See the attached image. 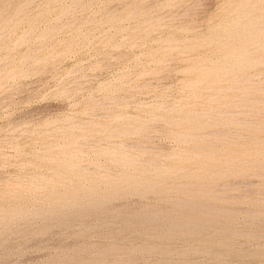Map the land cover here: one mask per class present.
<instances>
[{
	"label": "rangeland",
	"instance_id": "1",
	"mask_svg": "<svg viewBox=\"0 0 264 264\" xmlns=\"http://www.w3.org/2000/svg\"><path fill=\"white\" fill-rule=\"evenodd\" d=\"M22 1L0 0V264H264V1Z\"/></svg>",
	"mask_w": 264,
	"mask_h": 264
},
{
	"label": "bare ground",
	"instance_id": "2",
	"mask_svg": "<svg viewBox=\"0 0 264 264\" xmlns=\"http://www.w3.org/2000/svg\"><path fill=\"white\" fill-rule=\"evenodd\" d=\"M24 1H25V0H24ZM24 1H22V2L24 3ZM29 1H30V0H29ZM90 1H91V0H90ZM90 1H89V2H90ZM255 1H257V0H255ZM255 1H253L254 4H255ZM263 1H264V0H261L260 2H263ZM246 2H247V1L244 2L245 5H246ZM253 2H252V3H253ZM20 3H21V2H20ZM44 3H46V2L44 1ZM48 3H49V2H48ZM250 3H251V2H250ZM252 3H251V5H252ZM29 4H30V3H29ZM57 4H58V2H57ZM262 4H263V3H261L260 6H262ZM16 5H17V4H16ZM19 5H20V4H19ZM27 5H28V4H27ZM41 5H42V4H41ZM240 5H241V4H240ZM23 6H24V5H23ZM25 6H26V3H25ZM46 6H47V5H46ZM251 7H252V6H251ZM251 7H250V8H251ZM44 8H45V7H44ZM55 8H56V7H55ZM242 8H243V2H242ZM259 8H260V7H257V10H258ZM261 8L264 9V7H261ZM24 9H25V8H24ZM45 9H46V8H45ZM240 9H241V8H240ZM251 9H252L251 12H253V11L255 10V9H254V6H253V8H251ZM15 10H17V9H15ZM41 10H42V9H41ZM24 11H25V10H24ZM43 11H44V10H43ZM48 11H49V10H48ZM136 11H137V10H136ZM255 11H256V10H255ZM258 11H260V10H258ZM3 12H4V11H3ZM17 12H18V11H17ZM26 12H27V11H26ZM60 12H61V11H60ZM65 12H66V11H65ZM131 12H132V11H131ZM246 12H247V10L245 11V14H247V13L250 12V11H248L247 13H246ZM251 12L248 13V14H251ZM0 13H1V12H0ZM18 13H19V12H18ZM61 13H62V12H61ZM61 13H60V14H61ZM63 13H64V12H63ZM129 13H130V12H129ZM129 13H128V14H129ZM259 13H260V12H259ZM261 13H262V14H261ZM261 13H260V16H259L260 18H261V16H264V11L261 12ZM25 14H26V13H25ZM236 14H237V13H236ZM245 14H244V15H245ZM248 14H247V15H248ZM253 14H254V12H253ZM13 15H16V14H13ZM241 15H242V14H241ZM257 15H259V14H257ZM11 16H12V15H11ZM236 16H237V15H236ZM248 16H249V15H248ZM248 16H246V17L248 18ZM24 17H25V16H24ZM59 17H60V16H59ZM126 17H128V16H126ZM244 17H245V16H244ZM244 17H242V18L244 19ZM246 17H245V18H246ZM251 17H253V16H251ZM254 17H255V15H254ZM254 17H253V18H254ZM259 17H257V18L259 19ZM9 18H10V17H9ZM236 18H237V17H235V19H236ZM247 18H246V19H247ZM253 18H252V19H253ZM257 18L255 17L256 20H257ZM263 18H264V17H263ZM18 19H21V18L19 17ZM27 19H28V18H27ZM148 19H149V17H148ZM237 19H238V18H237ZM239 19H241V18H239ZM8 20H9V19H8ZM11 20H12V19H11ZM248 20H249V22H252V21H253L252 24L249 23V22H245L246 24L248 23L249 26L251 25V28H252V27H253L252 25H253V23L255 22V20H252V21H251V19H249V18H248ZM248 20H247V21H248ZM0 21H1V20H0ZM241 21H242V20H241ZM29 22H30V21H29ZM237 22L241 23V22L238 21V20H237ZM15 23H16V21H15ZM17 23H19V22H17ZM234 23H236V21H235ZM234 23H233V24H234ZM7 24H8V23H7ZM229 24H230V22L228 23V25H229ZM233 24H232V25H233ZM256 24H257V23H256ZM256 24H254V26H255ZM14 25H15V24H14ZM155 25H156V24H155ZM217 26H218V25H217ZM223 26H224V25H223ZM236 26H237V25H236ZM240 26H241V25H240ZM243 26L245 27L246 25L243 24ZM4 27H6V25H5ZM224 27H225V26H224ZM226 27H227V26H226ZM257 27H258V26H257ZM257 27H256V28H257ZM1 28H2V27H1ZM12 28H13V27H12ZM249 28H250V27H249ZM249 28H248V26L246 27V29H249ZM253 28H254V27H253ZM258 28H259V30H260V26H259ZM258 28H257V29H258ZM22 29H23V28H22ZM48 29H50V28H48ZM254 29H255V28H254ZM254 29H250L251 32L254 31ZM261 29L263 30V28H261ZM238 30H239V29H238ZM226 31H227V30H226ZM234 31H236V30L234 29ZM239 31H240V30H239ZM246 31H247V30H246ZM246 31H245V32H246ZM256 31H258V30H256ZM5 32H6V31H5ZM249 32H250V31H248L247 33H249ZM251 32H250V33H251ZM13 33H15V32L13 31ZM16 33H17V32H16ZM16 33H15V34H16ZM28 33H29V32H28ZM49 33H50V32H49ZM51 33H52V31H51ZM226 33H227V32H226ZM254 33H255V31H254ZM256 33H259V32H256ZM261 33H262V32H261ZM1 34H2V32H1ZM44 34H45V33H44ZM238 34H239V33H238ZM252 34H253V33H252ZM252 34H251V35H252ZM21 35H23V33H21ZM24 35H25V33H24ZM46 35H47V34H46ZM227 35H228V34H227ZM248 35H249V34H248ZM261 35H262V34H260V36H261ZM14 36H15V35H14ZM25 36H26V35H25ZM42 36H43V35H42ZM44 36H45V35H44ZM47 36H48V35H47ZM124 36H125V35H124ZM235 36H236V35H235ZM255 36H256V35H255ZM20 37H21V36H20ZM241 37H242V35H241ZM253 37H254V35H253ZM2 38H3V37H2ZM2 38H1V39H2ZM17 38H18V37H17ZM22 38H23V37H22ZM25 38H27V36H26ZM49 38H51V37H49ZM245 39H246V38H245ZM245 39H244V40H245ZM247 39H249V37H248ZM247 39H246V40H247ZM250 39H251V37H250ZM19 40H20V39H19ZM24 40H25V42H27L26 39H24ZM80 40H81V39H80ZM172 40H173V39H172ZM251 40H252V39H251ZM15 41H16V38H15ZM17 41H18V39H17ZM17 41H16V42H17ZM78 41H79V40H78ZM168 41H169V40H168ZM242 41H243V40H242ZM261 41H262V40H261ZM25 42L22 41V43H25ZM246 42H247V41H246ZM256 42H258V41H256ZM256 42H255V44H256ZM259 42H260V40H259ZM263 42H264V41H263ZM14 43H15V42H14ZM5 44H6V43H5ZM6 45H7V44H6ZM69 45H70V43H69ZM249 45H250V44H249ZM256 45H257V44H256ZM256 45H255V46H256ZM1 46H3V44H2ZM167 46H168V45H167ZM170 46H171V45H170ZM177 46H178V44L176 45V47H177ZM258 46H259V45H258ZM69 47H71V46H69ZM171 47H172V46H171ZM178 47H179V46H178ZM262 48H264V47H262ZM66 50H69V49H66ZM241 50H242V49H241ZM243 50H245V49H243ZM249 50H250V49H249ZM55 51H56V50H55ZM57 51H58V50H57ZM60 51H61V50H60ZM60 51H58V52H60ZM179 51H180V50H179ZM47 52H48V51H47ZM228 52H230V51H228ZM241 52H242V51H241ZM260 52H262V51H260ZM260 52H259V53H260ZM263 52H264V51H263ZM51 53H52V52H51ZM232 53H233V52H232ZM235 53H237V52H235ZM243 53H244V51H243ZM59 54H61V53H59ZM59 54H58V55H59ZM229 54H230V53H229ZM229 54H228V55H229ZM261 54H262V53H261ZM231 55H232V54H231ZM236 55H237V54H236ZM241 55H242V54H241ZM241 55H240V56H241ZM263 55H264V54H263ZM24 56H25V55H24ZM41 56H42V55H41ZM232 56H234V54H233ZM250 56H251V55H250ZM252 56H253V55H252ZM256 56H257V55H256ZM260 56H261V55H260ZM9 57H10V56H9ZM11 57H12V56H11ZM258 57H259V55H258ZM7 58H8V57H7ZM252 58H253V57H252ZM256 58H257V57H256ZM256 58H255V59H256ZM263 58H264V57H263ZM41 59H42V58H41ZM218 59H219V58H218ZM225 59H226V58H225ZM234 59H235V58H234ZM234 59H233V60H234ZM243 59H244V58H243ZM10 60H11V59H10ZM157 60H158V59H157ZM252 60H253V59H252ZM263 60H264V59H263ZM263 60H262V63H263ZM254 62H256V61H253V63H254ZM260 62H261V61H260ZM241 63H242V62H241ZM258 63H259V62H258ZM200 64H201V63H200ZM233 64H234V63H233ZM236 64H237V63H236ZM230 65H231V64H230ZM202 66H203V65H202ZM251 66H253V65H251ZM242 67H243V66H242ZM256 67H257V66H256ZM260 67H261V66H260ZM260 67H259V68H260ZM231 68H232V67H231ZM194 69H195V68H194ZM250 69H251V68H250ZM10 70H11V69H10ZM245 70H248V69L246 68ZM253 70H254V69H253ZM230 71H231V70H230ZM259 71H260V70H259ZM231 72H232V71H231ZM243 72H245V71H243ZM253 72H254V71H253ZM255 72H256V71H255ZM235 73H237V72H235ZM239 73H240V72H239ZM258 73H263V72H258ZM11 74H13V72H12ZM11 74H10V75H11ZM219 75H220V74H219ZM233 75H234V73H233ZM250 75H252V74L250 73ZM235 76H237V75H235ZM247 76H248V75H247ZM247 76H246V77H247ZM261 76H262V75H261ZM246 77H245V78H246ZM259 77H260V76H259ZM262 77H263V76H262ZM7 78H8V76H7ZM227 78H228V77H227ZM229 78H230V77H229ZM257 78H258V76H257ZM261 79H262V78H261ZM156 80H157V79H156ZM220 80H222V79H218V81H220ZM225 80H226V79H225ZM241 80H242V79H241ZM248 80L251 81V79H249V78H248ZM259 80H260V79H259ZM210 81H211V80H210ZM234 81H235V80H234ZM263 81H264V78H263ZM228 82H229V81H228ZM252 83H253V82H252ZM256 83H257V82H256ZM259 83H260V82H259ZM259 83H257V84H259ZM261 83H263V82H261ZM226 84H227V83H226ZM253 84H255V83H253ZM257 84H256V85H257ZM207 85H208V83H207ZM227 85H228V84H227ZM261 85H262V84H261ZM108 86H109V85H108ZM189 86H190V85H189ZM223 86H224V85H223ZM223 86L221 85V87H223ZM225 86H226V85H225ZM235 86H236V85H235ZM252 86H253V88H256V86H254V85H252ZM185 87H186V86H185ZM207 87H208V86H207ZM219 87H220V86H219ZM226 87H227V86H226ZM231 87H232V86H231ZM233 87H234V86H233ZM239 87H240V86H239ZM245 87H246V86H245ZM258 87H259V86H258ZM261 87H262V86H261ZM208 88H209V87H208ZM228 88H229V87H228ZM249 88H250V87H249ZM109 89H110V88H109ZM182 89H183V88H182ZM242 89H243V88H242ZM258 89H259V88H258ZM260 89H261V88H260ZM260 89H259V90H260ZM218 90H219V89H218ZM243 90H244V89H243ZM246 90H247V89H246ZM111 91H112V90H111ZM251 91H253V90H251ZM63 92H64V91H63ZM186 92H187V91H186ZM192 92H193V91H192ZM209 92H210V91H208V93H209ZM215 92H216V91H215ZM215 92H213V93H215ZM60 93H61V92H60ZM204 93H205V92H204ZM161 94H162V93H161ZM201 94H202V93H201ZM219 94H220V93H219ZM237 94H239V92H238ZM237 94H235V95H237ZM252 94H254V93H252ZM129 95H130V94H129ZM190 95H191V94H190ZM210 95H211V94H210ZM213 95H214V94H213ZM221 95H225V94L222 93ZM243 95L246 96V94H243ZM195 96H196V95H195ZM238 96L241 97L240 94H239ZM238 96H237V97H238ZM262 96H263V95H262ZM198 97H199V96H198ZM225 97H226V96H225ZM246 97H247V96H246ZM251 97H253V96H251ZM196 98H197V97H196ZM208 98H209V97H208ZM216 98H218V97H215V99H216ZM241 98H242V97H241ZM220 99H221V98H220ZM236 99H238V98H236ZM252 99L256 100L255 98H252ZM156 100H157V99H155L154 101H156ZM192 100H194V99H192ZM212 100H214V99H212ZM216 100H217V99H216ZM226 100H227V99H226ZM231 100H235V99H231ZM239 100H242V99H239ZM187 101H189V100H187ZM196 101H198V100H196ZM259 101L262 102L263 99H262V100L255 101V102H259ZM127 102H128V101H127ZM130 102H131V101H130ZM160 102H161V101H160ZM164 102H165V101H164ZM185 102H186V101H185ZM200 102H201V101H200ZM222 102H223V101H222ZM226 102H228V100H227ZM230 102H231V101H230ZM245 102L247 103V100H245ZM162 103H163V102H162ZM175 103H176V102H175ZM183 103H184V102H183ZM192 103H193V102H192ZM196 103H197V102H196ZM198 103H199V102H198ZM251 103H252V102H251ZM149 104H150V103H149ZM169 104L171 105V103H169ZM181 104H182V103H181ZM181 104H180V105H181ZM193 104H195V103H193ZM208 104H210V103H208ZM235 104H236V103H235ZM239 104H240V103H239ZM255 104H256V103H255ZM127 105H128V104H127ZM159 105H160V104H159ZM159 105H158V106H159ZM170 105H169V106H170ZM178 105H179V104H178ZM203 105H204V104H203ZM249 105H250V104H249ZM123 106H124V105H123ZM162 106H166V105H162ZM214 106H215V105H214ZM252 106H253V105H252ZM254 106H255V105H254ZM254 106H253V107H254ZM257 106H259V105L256 104V107H257ZM261 106H263V105H261ZM92 107H94V106H92ZM156 107H157V106H156ZM179 107H180V106H179ZM204 107H205V105H204ZM210 107H211V105H210ZM210 107H209V108H210ZM217 107H218V106H217ZM219 107H220V106H219ZM250 107H251V106H250ZM157 108H158V107H157ZM180 108H181V107H180ZM180 108H178V109H180ZM188 108H189V107H188ZM211 108H212V107H211ZM211 108H210V109H211ZM254 108H255V107H254ZM124 109H125V108H124ZM194 109H195V108H194ZM196 109H197V108H196ZM196 109H195V110H196ZM201 109H202V108H201ZM201 109H199V110H201ZM204 109H206V108H204ZM226 109H227V108H226ZM226 109H224V110H226ZM228 109H229V108H228ZM232 109H235V108H232ZM245 109H246V108H245ZM260 109H261V108H260ZM91 110H92V109H91ZM94 110H95V109H94ZM117 110H118V109H117ZM169 110H170V109H169ZM169 110H168V111H169ZM192 110H193V109H192ZM218 110H219V109L217 108V111H218ZM248 110H249V109H248ZM261 110H262V109H261ZM263 110H264V108H263ZM85 111H86V110H85ZM115 111H116V110H115ZM119 111H120V110H119ZM212 111H213V110H212ZM214 111H215V110H214ZM217 111H216V112H217ZM240 111H241V109H240ZM243 111H244V110H243ZM246 111H247V110H245L244 112H246ZM249 111H251V110H249ZM88 112H89V111H88ZM91 112H92V111H91ZM93 112H94V111H93ZM126 112H127V111H126ZM126 112H125V113H126ZM150 112H151V111H150ZM165 112H166V111H165ZM224 112H225V111H224ZM226 112H227V111H226ZM237 112H238V111H237ZM259 112H260V111H259ZM82 113H83V112H82ZM122 113H123V112H122ZM194 113H195V112H194ZM199 113H200V112H199ZM205 113H206V112H205ZM208 113H209V112H208ZM218 113H219V112H218ZM239 113H240V112H239ZM253 113H254V112H253ZM155 114H156V113H155ZM195 114H196V113H195ZM202 114H204V113L202 112ZM209 114H210V113H209ZM241 114H242V113H241ZM244 114H245V113H244ZM119 115H120V114H119ZM164 115H165V114H164ZM180 115H181V114H180ZM200 115H201V114H200ZM200 115H199V116H200ZM213 115H215V114H213ZM216 115H217V114H216ZM228 115H229V114H228ZM252 115H253V114H252ZM252 115H251V116H252ZM120 116H121V115H120ZM135 116H137V115H135ZM147 116H148V115H147ZM161 116H162V115H161ZM161 116H160V117H161ZM194 116H195V115H194ZM207 116H208V115H207ZM230 116H232V114H230ZM237 116H238V115H237ZM237 116H236V117H237ZM243 116L246 117V114L243 115ZM66 117H67V116H66ZM74 117H75V116H74ZM221 117H222V116H221ZM234 117H235V116H234ZM247 117H248V116H247ZM263 117H264V116H263ZM187 118H188V117H187ZM210 118H211V117H210ZM227 118H228V117H227ZM230 118H231V117H230ZM230 118H229V119H230ZM232 118H233V116H232ZM63 119H64V118H63ZM63 119H62V120H63ZM113 119H114V118H113ZM169 119H171V118H169ZM173 119H174V118H173ZM237 119H238V118H237ZM244 119H245V118H244ZM260 119H262V118H260ZM59 120H60V119H59ZM70 120H71V119H70ZM79 120H80V119H79ZM82 120H83V119H82ZM84 120H85V119H84ZM134 120H136V119H134ZM164 120H165V119H164ZM195 120H197V119H195ZM215 120H216V118H215ZM245 120H246V119H245ZM252 120H253V119H252ZM256 120H257V119H256ZM262 120H263V119H262ZM54 121H55V120H54ZM57 121H58V120H57ZM65 121H66V120H65ZM193 121H194V120H193ZM211 121L213 122V120H211ZM55 122H56V121H55ZM76 122H77V121H76ZM79 122H80V121H79ZM86 122H87V121H86ZM127 122H128V121H127ZM191 122H192V121H191ZM225 122H227V120H226ZM235 122H237V121H235ZM258 122H259V121H258ZM46 123H48V122H46ZM195 123H197V122H195ZM214 123H215V122H214ZM231 123H232V122H231ZM241 123H243V122L241 121ZM248 123H249V122H248ZM248 123L246 122V124H248ZM250 123H251V122H250ZM48 124H49V123H48ZM63 124H64V123H63ZM218 124H219V123H218ZM222 124H224V123H222ZM243 124H245V123H243ZM254 124H256V123H254ZM257 124H258V123H257ZM261 124H262V122H261ZM46 125H47V124H46ZM64 125H65V124H64ZM78 125H79V124H78ZM259 125H260V124H259ZM44 126H45V124H44ZM52 126H53V125H52ZM54 126H55V125H54ZM69 126L71 127L70 124H69ZM75 126H76V125H75ZM79 126H80V125H79ZM113 126H114V125H113ZM135 126H136V125H135ZM260 126H261V125H260ZM262 126H263V125H262ZM72 127H73V125H72ZM227 127H228V126H227ZM243 127H244V126H243ZM245 127H246V126H245ZM256 127H257V126H256ZM61 128H62V127H61ZM250 128H251V126H250ZM50 129H51V128H50ZM50 129H48V130H50ZM54 129H55V128H54ZM103 129H106V128H103ZM131 129H132V128H131ZM138 129H139V128H138ZM36 130H37V129H36ZM52 130H53V129H52ZM224 130H225V129H224ZM224 130H223V131H224ZM229 130H230V129H229ZM245 130H247V128H246ZM251 130H252V129H251ZM254 130H255V129H254ZM262 130H263V129H262ZM262 130H261V131H262ZM31 131H32V130H31ZM33 131H34V129H33ZM56 131H57V130H56ZM60 131H61V130H60ZM98 131H99V130H98ZM132 131H133V129H132ZM132 131H129V132H132ZM219 131H220V130H219ZM225 131H226V130H225ZM247 131H248V130H247ZM249 131H250V130H249ZM249 131H248V132H249ZM263 131H264V130H263ZM263 131H262V132H263ZM133 132H134V131H133ZM138 132H140V131H138ZM208 132H209V131H208ZM212 132H214V131H212ZM217 132H218V131H217ZM227 132H228V131H227ZM229 132H230V131H229ZM115 133H116V132H115ZM135 133H137V131H135ZM190 133H191V132H190ZM190 133H189V134H190ZM196 133H197V132H196ZM204 133H205V132H204ZM223 133H224V132H223ZM243 133H244V132H243ZM249 133H250V132H249ZM249 133H248V134H249ZM182 134H184V133H182ZM186 134H187V133H186ZM217 134H218V133H217ZM217 134H215V135H217ZM220 134H221V133H220ZM225 134H227V133H225ZM225 134H223V136H224ZM231 134H234V133H231ZM239 134H240V133H239ZM212 135H213V134H212ZM236 135H237V133H236ZM251 135H252V134H251ZM253 135H254V133H253ZM253 135H252V136H253ZM56 136H57V135H56ZM81 136H82V135H81ZM110 136H111V135H110ZM14 137H15V136H14ZM196 137H197V136H196ZM198 137H199V135H198ZM203 137H204V140H205V136H203ZM227 137H228V136H227ZM232 137H233V136H232ZM247 137H248V135H247ZM254 137H255V135H254ZM256 137H257V136H256ZM98 138H99V137H98ZM207 138H208V137H207ZM234 138H236V137H234ZM234 138H233V139H234ZM240 138H242V137H240ZM243 138H245V136H244ZM251 138H253V137H251ZM75 139H76V138H75ZM78 139H79V138H78ZM191 139H192V138H191ZM209 139H210V137H209ZM255 139H256V138H255ZM99 140H100V139H99ZM101 140H102V139H101ZM106 140H107V139H106ZM206 140H207V139H206ZM210 140H211V139H210ZM225 140H226V139H225ZM76 141H77V140H76ZM187 141H188V140H187ZM213 141H215V140H213ZM229 141H230V140H229ZM58 142H59V141H58ZM95 142H96V141H95ZM108 142H109V141H108ZM121 142H122V141H121ZM121 142H120V143H121ZM209 142H211V141H209ZM215 142H216V141H215ZM217 142H218V141H217ZM220 142H221V141H220ZM220 142H218V144H219ZM83 143H84V142H83ZM101 143H102V142H101ZM101 143H100V144H101ZM185 143H186V142H185ZM226 143H227V142H226ZM235 143H236V142H235ZM260 143H261V142H260ZM60 144H61V142H60ZM64 144H66V143L64 142ZM221 144H223V142H222ZM221 144H220V145H221ZM84 145H85V144H84ZM114 145H115V144H114ZM123 145H124V144H123ZM207 145H208V144H207ZM214 145H215V144H214ZM126 146H127V145H126ZM128 146H129V145H128ZM221 146H222V145H221ZM110 147H111V146H109V148H110ZM260 147L262 148V146H260ZM77 148H78V147H77ZM223 148H224V147H223ZM67 149H68V148H67ZM106 149H107V148H106ZM106 149H105V150H106ZM120 149H121V148H120ZM124 149H125V148H123V150H124ZM220 149H221V148H220ZM224 149H225V148H224ZM263 149H264V147H263ZM69 150H70V149H69ZM125 150H126V149H125ZM205 150H206V149H205ZM212 150H213V149H212ZM215 150H216V149H215ZM215 150H214V151H215ZM72 151H73V150H72ZM79 151H80V150H79ZM81 151H83V150H81ZM207 151H208V149H207ZM254 151H255V150H254ZM61 152H62V151H61ZM63 152H65V151H63ZM68 152H69V151H68ZM113 152H114V151H113ZM113 152H112V153H113ZM130 152H131V151H130ZM130 152H129V153H130ZM142 152H143V151H142ZM188 152H189V151H188ZM193 152H194V151H193ZM211 152H212V151H211ZM225 152H226V151H225ZM242 152H243V151H242ZM73 153H74V152H73ZM85 153H86V152H85ZM243 153H245V152H243ZM261 153H262V152H261ZM76 154H77V153H76ZM82 154H83V153H82ZM131 154H132V153H131ZM134 154H135V153H134ZM179 154H180V153H179ZM211 154H212V153H211ZM245 154H246V153H245ZM4 155H5V154H4ZM180 155H181V154H180ZM237 155H238V154H237ZM254 155H255V154H254ZM1 156H2V155H1ZM7 156H8V155H7ZM238 156H239V155H238ZM248 156H249V155H248ZM2 157H3V156H2ZM128 157H129V156H128ZM152 157H153V156H152ZM152 157H151V159H152ZM190 157H191V156H190ZM203 157H204V156H203ZM257 157H258V156H257ZM154 158H155V157H154ZM156 158L158 159V157H156ZM229 158H232V156L229 157ZM229 158H228V160L230 161L231 159H229ZM248 158H250V157H248ZM91 159H92V158H91ZM96 159H97V157H96ZM120 159H121V158H120ZM122 159H123V158H122ZM191 159H192V158H191ZM258 159H259V158H258ZM81 160H82V159H81ZM92 160H93V159H92ZM135 160H138V159H135ZM135 160H134V161H135ZM146 160H147V159H146ZM202 160H203V159H202ZM238 160H239V159H238ZM253 160H254V159H253ZM140 161H141V159H140ZM155 161H156V160H155ZM225 161H226V160H225ZM260 161H261V160H260ZM135 162H136V161H135ZM208 162H209V161H208ZM222 162H223V161H222ZM236 162H237V161H236ZM204 163H205V162H204ZM226 163H227V162H226ZM78 164H79V163H78ZM162 164H163V162H162ZM216 164H217V163H216ZM219 164H220V163H219ZM223 164H224V166L227 167V165H225V163H223ZM152 165H155V164H152ZM199 165H200V164H199ZM74 166H75V165H74ZM79 166H80V165H79ZM204 166H205V165H204ZM228 166H230V165H228ZM83 167H84V166H83ZM197 167H198V166H197ZM232 167H233V166H232ZM72 168H73V167H72ZM78 168H79V167H78ZM96 168H97V167H96ZM126 168H127V167H126ZM184 168H185V167H184ZM223 168H224V167H223ZM233 168H235V167H233ZM105 169H107V168H105ZM167 169H168V168H166V170H167ZM177 169H178V167H177ZM185 169H186V168H185ZM198 169H199V168H198ZM251 169H252L251 171H253V168H251ZM89 170H90V169H89ZM182 170H183V168H182ZM189 170H190V169H189ZM191 170H192V169H191ZM248 170H249V169H248ZM255 170H256V169H255ZM255 170H254V171H255ZM84 171H85V170H84ZM92 171H93V169H92ZM176 171H177V170H176ZM249 171H250V170H249ZM181 172H182V171H181ZM184 172H185V171H184ZM226 172H227V171H225V173H226ZM84 173H85V172H84ZM223 173H224V172H223ZM225 173H224V174H225ZM253 174H254V173H253ZM194 175H195V174H194ZM199 175H200V174H199ZM258 175H259V173H258ZM258 175H257V176H258ZM139 179H140V178H139ZM244 181H245V180H244ZM164 182H166V181H164ZM164 182H162V183H164ZM245 184H246V183H245ZM153 188H154V187H153ZM41 189H42V188H41ZM194 189H195V188H194ZM194 189H193V190H194ZM210 189L212 190L211 187H210ZM218 189H219V188H218ZM190 191H191V190H190ZM214 191H215V190H214ZM211 195H212V194H211ZM220 196H221V195H220ZM145 197H146V196H145ZM70 200H71V199H70ZM70 202H71V201H70ZM257 202H259V201H257ZM261 202H264V201H261ZM178 204H179V203H178ZM192 205H193V204H192ZM194 205H195V204H194ZM109 206H110V205H109ZM84 207H85V206H84ZM199 207H200V206H199ZM203 208H205V207H203ZM246 208H247V207H246ZM201 209H202V207H201ZM217 209H218V208H217ZM217 209H216V208H215V209L213 208V210H216V211H217ZM157 210H158V209H157ZM203 210H204V209H203ZM222 210H223V209H222ZM160 211H161V210H160ZM158 212H159V211H158ZM158 212H157V214L154 212V213L156 214V215H154V214H152L153 212L151 211V216L154 215V216H156V217L154 218V216H153V217H148V218H151V221H152V219H156V220H157V218L159 217V215H161V214L158 215ZM172 212H175V211H172ZM176 212H177V211H176ZM176 212H175L176 215H181V214H179L180 212H179L178 214H177ZM227 212H228V211H227ZM159 213H160V212H159ZM170 213H171V212H170ZM210 213H211V212H210ZM229 213H230V212H229ZM260 213H261V212H260ZM147 214H148V213H147ZM149 214H150V213H149ZM175 214H174V215H175ZM216 214H217V213H216ZM250 214H251V213H250ZM253 214L255 215V213H253ZM144 215H145V214H144ZM144 215H143V216H144ZM163 215H164V214H163ZM174 215H173V217L175 218L176 216H174ZM247 215H248V214H247ZM257 215H259V214H257ZM261 215H262V214H261ZM261 215H260V216H261ZM147 216H149V215H146L145 217H147ZM167 216H168V214H167ZM186 216H187V215H186ZM252 216H253V215H252ZM255 216H256V215H255ZM128 217H129V216H128ZM162 217H163V216H162ZM169 217H170V216H169ZM182 217H183V216H182ZM189 217H190V216H188L187 220L189 219ZM249 217H250V216H249ZM256 217H257V216H256ZM174 218L171 217L172 220H173ZM176 218H178L179 220L181 219V217H180V218H179V217H176ZM185 218H186V217H185ZM192 218H193V217H192ZM245 218H246V216H245ZM143 219H144V218H143ZM146 219H147V218H146ZM146 219H145V223H146ZM164 219H165V218H164ZM169 219H170V218H169ZM178 219H177V221H175V220H174V221H175V222H179ZM183 219H184V218H183ZM183 219H181V221H182ZM230 219H231V218H230ZM236 219H237V218H236ZM255 219H256V218H255ZM139 220H140V219H139ZM149 220H150V219H149ZM149 220H147V223L150 222ZM158 220H159V219H158ZM185 220H186V219H185ZM185 220H183L182 222H185ZM192 220H193V219H192ZM210 220H211V219H210ZM148 221H149V222H148ZM168 221H169V220H168ZM190 221H191V220L189 219V222L186 221V223L188 224V223H190ZM207 221H208V220H207ZM152 222H154V221H152ZM172 222H173V221H172ZM172 222L170 221V223H172ZM182 222H180V223L183 224ZM215 222H216V221H215ZM231 222H232V221H231ZM120 223H121V222H120ZM140 223H141V222H140ZM205 223H206V222H205ZM234 223H235V222H234ZM187 224H186V225H187ZM208 224H209V223H208ZM227 224H228V223H227ZM106 225H107V224H106ZM184 225H185V224H184ZM190 225H192V224H190ZM190 225H189V226H190ZM195 225H196V224H195ZM205 225H206V224H205ZM174 226H175V225H174ZM177 226H178V225H177ZM181 226H182V225H181ZM199 226H200V225H199ZM207 226H208V225H207ZM224 226H225V225H224ZM197 227H198V226H197ZM205 227H206V226H205ZM211 227H212V226H211ZM214 227H215V226H214ZM227 227L230 229V226H227ZM232 227H233V226H232ZM232 227H231V229L233 230ZM243 227H244V226H243ZM202 228H203V227H202ZM207 228H209V227H207ZM224 228H225V227H224ZM228 228H225V230H226V229H227V230H226V231H223V233H224V232H226L227 234H228V233H231V232H229L230 230H229ZM240 228H241V227H240ZM214 229H215V228H214ZM214 229H213V230H214ZM216 229H217V228H216ZM237 229H238V228H237ZM181 230H184V229H181ZM181 230H180V232H181V233H182V232L184 233L185 230H184V231H181ZM199 230H200V229H199ZM199 230H198V231H199ZM206 230H207V229H206ZM228 230H229V231H228ZM234 230H235V229H234ZM244 230H245V228H244L242 231H244ZM246 230H247V231H248V230L250 231L251 228H250V229L247 228ZM219 231H220V230H219ZM237 231H238V230H235V233H236ZM242 231H241V232H242ZM170 232H171V231H170ZM186 232H191V231H190L189 229H187ZM186 232H185V233H186ZM192 232L194 233L195 231H192ZM238 232H240V230H239ZM238 232H237V235H242L241 232H240L241 234H240V233L238 234ZM173 233H174V232H173ZM176 233H179V232L177 231ZM183 233H182V234H183ZM196 233H197V232H196ZM196 233H194V234H196ZM244 233H245V231H244ZM244 233H243V235H245ZM248 233L253 234L254 232H252V230H251V232H248ZM248 233L246 232V235H248ZM160 234H161V233H160ZM165 234H166V233H165ZM170 234H171V233H170ZM170 234H169V235H170ZM232 234L234 235L233 232H232L231 234H229V235H232ZM162 235H163V233H162ZM169 235H167V236H169ZM189 235H190V234H189ZM192 235H193V234H192ZM222 235H224V234H222ZM222 235H221V236H222ZM158 236H159V235H158ZM158 236H157V238H161V236H160V237H158ZM221 236H220V237H221ZM225 236H227V235L225 234ZM162 237H166V235H165V236L163 235ZM174 237H175V236H174ZM216 237H218V236H215L214 238H216ZM227 237H228V238H229V237L231 238V236H227ZM252 237H253V236H252ZM169 238H170V237H169ZM212 238H213V237H212ZM212 238H211V239H212ZM230 238H229V239H230ZM204 239H205V242H209V243L211 242L209 238H208L207 241H206V238H204ZM222 239H224V238H221L220 241H222ZM229 239H227L226 241H228ZM199 240H200V239H199ZM212 241H213V242L216 241V242H214V243L217 244V242L219 241V239L217 238V240H212ZM202 242H204V241L202 240ZM205 242L203 243V249H204L203 251H205ZM211 243H212V242H211ZM211 243H210V244H211ZM219 243H220V242H218V244H219ZM246 243H247V242H246ZM196 244H198V243H196ZM196 244H195V245H196ZM206 244H208V243H206ZM212 244H213V243H212ZM221 244H223V243L221 242ZM221 244H220V245H221ZM128 245H129V244H128ZM208 245H209V244H208ZM208 245H207V246H208ZM214 245H215V244H214ZM200 246H201V245H200ZM221 246H222V245H221ZM223 246H224V245H223ZM257 246H258V245H257ZM261 246H263V245H261ZM125 247H126V245H125ZM134 247H135V246H134ZM138 247H139V246H138ZM153 247H154V246H153ZM208 247H209V246H208ZM218 247H219V246H218ZM250 247H251V246H250ZM110 248H112V247H110ZM110 248H109V250H110ZM132 248H133V247H132ZM132 248H131V249H132ZM135 248H136V247H135ZM135 248H134V249H135ZM139 248H140V247H139ZM155 248H156V247H155ZM198 248H199V247H198ZM198 248L196 247V250H194V251H197ZM212 248H213V246H212ZM262 248H263V247H262ZM107 249H108V248H107ZM127 249H128V248H127ZM131 249H130V250H131ZM136 249L138 250V248H136ZM151 249H152V248H151ZM190 249H191V248H190ZM190 249H189L188 251H187L186 249H185V250L189 253ZM193 249H194V248H193ZM201 249H202V248H201ZM207 249H208V248H207ZM207 249H206V250H207ZM210 249H211V246H210ZM252 249H253L252 251H254V248H253V247H252ZM263 249H264V248H263ZM114 250H115V249H114ZM132 250H133V249H132ZM173 250H174V249H173ZM180 250H181V249H180ZM183 250H184V249H182V252H183ZM185 250H184L183 253H182L181 251H180L179 253H182V254L185 255V254H186V253H185V252H186ZM212 250H213V249H212ZM214 250H215V249H214ZM214 250H213V251H214ZM224 250H225V249H224ZM241 250H242V249H241ZM241 250H239V251H241ZM259 250H260V249H258L257 252H259ZM101 251H102V250H101ZM119 251H120V249H119ZM123 251H124V250H123ZM139 251H141V249H139ZM167 251H169V250H167ZM175 251H176V250H175ZM175 251H173V252H175ZM177 251H178V250H177ZM219 251H220V250H219ZM219 251H216V250H215V252H219ZM237 251H238V250H237ZM246 251H247V250H246ZM250 251H251V250H250ZM250 251H249V252H250ZM252 251H251L250 254H252ZM255 251H256V249H255ZM124 252H125V251H124ZM170 252H171V250H170ZM207 252H208V250H207ZM215 252H213V253L215 254ZM227 252H228V251H227ZM227 252H226V253H227ZM241 252H242V251H241ZM257 252H256V253H257ZM261 252H262V251H261ZM120 253H121V252H120ZM120 253H119V254H120ZM127 253H128V252H127ZM165 253H166V252H165ZM179 253H177V254H179ZM208 253H211V252H208ZM230 253H231V252H230ZM234 253H237V252H234ZM244 253H245V252H244ZM97 254H98V253H97ZM99 254H100V251H99ZM116 254H117V253H116ZM116 254H114V255H116ZM182 254H180V257L182 256ZM216 254H217V253H216ZM223 254H224V252H223ZM240 254L244 256V254H242V253H240ZM248 254H249V253H248ZM250 254H249V255H250ZM259 254H260V253H259ZM117 255H118V254H117ZM165 255H166V254H165ZM172 255H173V254H172ZM186 255H188V254H186ZM254 255H255V253H254ZM232 256H233V255H232ZM260 256H261V254H260ZM183 257L185 258V256H182V259L184 260ZM224 257H225V258H224V260H225L226 257H228V256H224ZM138 258H139V257H138ZM174 258H175V257H174ZM230 258H231V257H230ZM237 258H238V257H237ZM241 258H242V257H241ZM243 258H244V257H243ZM165 259H167V257H166ZM180 259H181V258H180ZM185 259H186V258H185ZM220 259H221V258H220ZM183 260H182V261H183ZM224 260L222 259L223 262H224ZM228 260H229V258H228ZM131 261H133V260H131ZM154 261H155V260H154ZM158 261H159V260H158ZM166 261H168V260H166ZM169 261H170V260H169ZM169 261H168V263H169ZM172 261H173V260H172ZM177 261H179V260L177 259ZM185 261H186V260H185ZM208 261H209V260H208ZM210 261H211V260H210ZM220 261H221V260H220ZM220 261H219V262H220ZM222 261H221V262H222ZM225 261H226V260H225ZM122 262H123V260H122ZM156 262H157V261H156ZM160 262H161V261H160ZM160 262H159V264H160ZM162 262H163V261H162ZM170 262H171V261H170ZM183 262H184V261H183ZM183 262H182V263H183ZM186 262H187V261H186ZM221 262H220V263H221ZM127 263H130V261L127 262ZM173 263H176V262L173 261ZM189 263H190V262H188V264H189ZM205 263H206V262H205ZM130 264H131V263H130ZM150 264H152V263H150ZM156 264H158V263H156ZM161 264H162V263H161ZM184 264H185V263H184ZM203 264H204V263H203ZM210 264H211V263H210ZM218 264H219V263H218ZM222 264H223V263H222ZM225 264H226V263H225Z\"/></svg>",
	"mask_w": 264,
	"mask_h": 264
}]
</instances>
